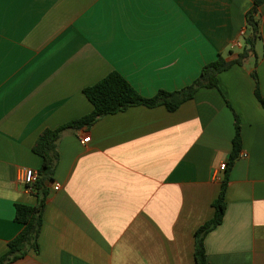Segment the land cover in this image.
Returning a JSON list of instances; mask_svg holds the SVG:
<instances>
[{
	"label": "crops",
	"instance_id": "obj_1",
	"mask_svg": "<svg viewBox=\"0 0 264 264\" xmlns=\"http://www.w3.org/2000/svg\"><path fill=\"white\" fill-rule=\"evenodd\" d=\"M252 5L0 0V257L22 228L15 205H36L19 172L41 168L31 150L40 132L90 113L83 89L110 72L151 98L192 83L219 55L236 58ZM256 20L243 64L174 112L134 106L65 131L45 184L39 250L8 264H195L194 233L213 216L223 177L215 171L231 154L235 121L244 157L229 171L224 218L205 254L208 264H264V106L251 76L264 97V3Z\"/></svg>",
	"mask_w": 264,
	"mask_h": 264
},
{
	"label": "trees",
	"instance_id": "obj_2",
	"mask_svg": "<svg viewBox=\"0 0 264 264\" xmlns=\"http://www.w3.org/2000/svg\"><path fill=\"white\" fill-rule=\"evenodd\" d=\"M264 0H253V5L246 14L245 22L248 31L245 44L236 58L227 59L219 55L216 61L205 64L200 75L192 83L183 88L168 92L159 90L153 97L141 96L121 74L116 71L110 72L101 81L83 89V94L92 105L90 113L80 119L71 120L55 129H43L31 149L32 152L42 159V166L37 171L38 181L36 188V205H15L14 221L21 224L22 228L15 238L8 242L6 254L0 257V264H8L26 257L30 252L37 253L39 250L38 239L42 227V217L45 208V197L48 194L46 182H53V174L58 162V142L65 131L80 130L92 126L100 118L134 106H145L154 108L163 106L167 112H174L183 103L193 98L200 88H211L218 86V75L226 71L231 65H242L253 52V42L258 37V22L256 16L258 7ZM249 43V48H246ZM232 55V53H231ZM256 87L254 94L259 103L264 106V97L259 92L258 77L253 70L251 73ZM240 126L235 121V132L232 138V151L226 163V169L220 183V190L216 200L212 202L213 216L210 220L201 224L194 233V261L195 264H208L205 254V237L222 223L226 208V190L229 171L237 159L241 149Z\"/></svg>",
	"mask_w": 264,
	"mask_h": 264
},
{
	"label": "built area",
	"instance_id": "obj_3",
	"mask_svg": "<svg viewBox=\"0 0 264 264\" xmlns=\"http://www.w3.org/2000/svg\"><path fill=\"white\" fill-rule=\"evenodd\" d=\"M237 45V44H235ZM234 47V45H231V49ZM90 137L86 136L84 139H82L81 143L85 144L87 142H89ZM244 157V155H239ZM226 169V163H221L217 170L215 171V176L219 177L220 175H222L224 173ZM38 172L37 170L34 169H28L27 168H22L19 172V181L20 183L23 185V187L25 188V190H27L28 193L30 194H35L36 193V188L35 185L38 181ZM54 190H58L59 189V185L56 184L54 185Z\"/></svg>",
	"mask_w": 264,
	"mask_h": 264
},
{
	"label": "water",
	"instance_id": "obj_4",
	"mask_svg": "<svg viewBox=\"0 0 264 264\" xmlns=\"http://www.w3.org/2000/svg\"><path fill=\"white\" fill-rule=\"evenodd\" d=\"M250 46H249V43H247V46H246V48H249ZM234 57H237V55L236 56H234Z\"/></svg>",
	"mask_w": 264,
	"mask_h": 264
}]
</instances>
